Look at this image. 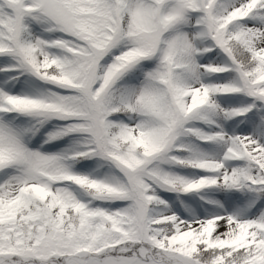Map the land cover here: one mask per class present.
<instances>
[{
  "label": "snow or ice",
  "instance_id": "6c2138e0",
  "mask_svg": "<svg viewBox=\"0 0 264 264\" xmlns=\"http://www.w3.org/2000/svg\"><path fill=\"white\" fill-rule=\"evenodd\" d=\"M0 264H264V0H0Z\"/></svg>",
  "mask_w": 264,
  "mask_h": 264
}]
</instances>
